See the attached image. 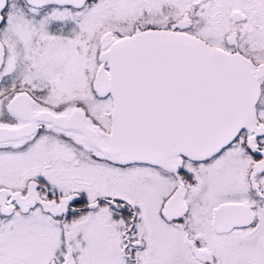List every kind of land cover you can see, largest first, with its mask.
I'll use <instances>...</instances> for the list:
<instances>
[{
  "label": "snow or ice",
  "instance_id": "6c2138e0",
  "mask_svg": "<svg viewBox=\"0 0 264 264\" xmlns=\"http://www.w3.org/2000/svg\"><path fill=\"white\" fill-rule=\"evenodd\" d=\"M0 264H264V0H0Z\"/></svg>",
  "mask_w": 264,
  "mask_h": 264
}]
</instances>
